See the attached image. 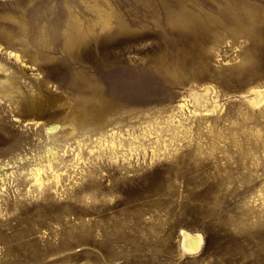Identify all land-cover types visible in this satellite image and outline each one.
I'll list each match as a JSON object with an SVG mask.
<instances>
[{"label": "rangeland", "instance_id": "obj_1", "mask_svg": "<svg viewBox=\"0 0 264 264\" xmlns=\"http://www.w3.org/2000/svg\"><path fill=\"white\" fill-rule=\"evenodd\" d=\"M261 86L264 0H0V264H264Z\"/></svg>", "mask_w": 264, "mask_h": 264}, {"label": "bare ground", "instance_id": "obj_2", "mask_svg": "<svg viewBox=\"0 0 264 264\" xmlns=\"http://www.w3.org/2000/svg\"><path fill=\"white\" fill-rule=\"evenodd\" d=\"M8 54H9V56H11L15 59V62L22 63V65L26 66V67L28 66L26 63L22 62L20 55L17 52H9ZM250 90H251L250 92L252 93V95H250V97H248V100L256 106L261 104L264 101V86L256 87V88L254 87V88H251ZM195 98L197 99V101L195 102L196 104L206 106V104H205L206 98L203 94L201 97H199L198 95H195ZM178 107L180 110H182V108L186 107V106H185V103H179ZM188 110L191 111L190 109H188ZM85 111L87 112V110H85ZM193 111L195 112L196 110L194 109ZM82 112H79V116L82 114ZM89 112L86 113L87 114L86 118H82V120H85V122L90 121ZM103 113H105V112H103ZM83 114H84V112H83ZM16 119H18V118H16ZM36 123H39V122H36ZM114 146H115L114 142H111L110 147L113 148ZM108 149H110V148H108ZM45 152L47 153V154H45L47 157V162L45 164H42L41 162L34 164L33 169L30 171V174H31L30 178L32 179L33 184H36V185H40L44 182V176L47 177L46 175H44V173L46 172L47 169L53 168L52 164L58 155L57 151L52 146H47ZM0 180L3 184V177L2 178L0 177ZM48 181H49V179H48ZM181 234H182L183 250L184 251H195V250H197L199 243H200L199 236L198 235L193 236V234L188 233L184 230H181Z\"/></svg>", "mask_w": 264, "mask_h": 264}]
</instances>
